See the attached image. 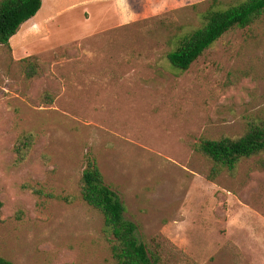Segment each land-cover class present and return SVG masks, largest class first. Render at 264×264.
<instances>
[{
    "label": "rangeland",
    "instance_id": "1",
    "mask_svg": "<svg viewBox=\"0 0 264 264\" xmlns=\"http://www.w3.org/2000/svg\"><path fill=\"white\" fill-rule=\"evenodd\" d=\"M180 1L91 32L27 21L0 45L2 257L115 264L101 215L81 200L93 161L159 264H264V154L213 173L195 149L264 123V17L179 71L167 55L212 6Z\"/></svg>",
    "mask_w": 264,
    "mask_h": 264
},
{
    "label": "trees",
    "instance_id": "2",
    "mask_svg": "<svg viewBox=\"0 0 264 264\" xmlns=\"http://www.w3.org/2000/svg\"><path fill=\"white\" fill-rule=\"evenodd\" d=\"M212 6L202 15V26L178 40L174 51L167 55L171 66L187 71L223 35L233 28H246L264 17V0H210ZM223 1V3H222ZM41 8V0H0V45L9 47L10 39L19 28L33 18ZM25 61V60H23ZM24 143L17 146L19 159ZM198 153L213 164V173L233 171L243 159L264 154V123L250 125L238 139L201 140L195 147ZM81 200L98 212L110 237L109 252L115 264H159L137 235L134 223L124 218L125 207L108 187L93 161L82 174ZM2 203L0 202V210ZM0 264H13L0 255Z\"/></svg>",
    "mask_w": 264,
    "mask_h": 264
},
{
    "label": "crops",
    "instance_id": "3",
    "mask_svg": "<svg viewBox=\"0 0 264 264\" xmlns=\"http://www.w3.org/2000/svg\"><path fill=\"white\" fill-rule=\"evenodd\" d=\"M183 5L180 0H41V8L28 20L32 23L24 31L33 27L43 30L47 27L45 23L61 30L75 23L86 32L109 26L124 27Z\"/></svg>",
    "mask_w": 264,
    "mask_h": 264
}]
</instances>
